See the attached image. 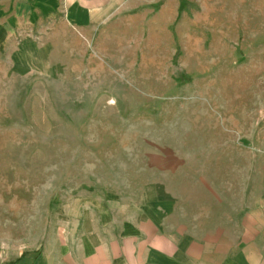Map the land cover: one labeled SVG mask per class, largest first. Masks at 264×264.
<instances>
[{
	"label": "rangeland",
	"instance_id": "obj_1",
	"mask_svg": "<svg viewBox=\"0 0 264 264\" xmlns=\"http://www.w3.org/2000/svg\"><path fill=\"white\" fill-rule=\"evenodd\" d=\"M25 3L0 0V264L38 251L73 201L133 199L176 157L216 166L219 141L248 154L264 0H127L87 30Z\"/></svg>",
	"mask_w": 264,
	"mask_h": 264
},
{
	"label": "crops",
	"instance_id": "obj_2",
	"mask_svg": "<svg viewBox=\"0 0 264 264\" xmlns=\"http://www.w3.org/2000/svg\"><path fill=\"white\" fill-rule=\"evenodd\" d=\"M25 1L30 19L87 30L127 0ZM258 122L241 132L247 155L219 141L216 166L176 157L185 165L156 169L168 178L133 199L73 201L39 250L15 264H264V115Z\"/></svg>",
	"mask_w": 264,
	"mask_h": 264
}]
</instances>
